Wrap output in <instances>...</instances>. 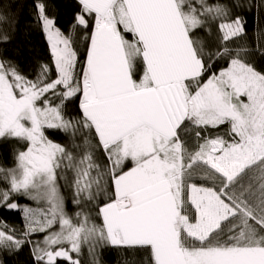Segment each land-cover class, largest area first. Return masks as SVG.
<instances>
[{
  "label": "snow or ice",
  "instance_id": "snow-or-ice-1",
  "mask_svg": "<svg viewBox=\"0 0 264 264\" xmlns=\"http://www.w3.org/2000/svg\"><path fill=\"white\" fill-rule=\"evenodd\" d=\"M76 3L65 33L35 0L50 62L29 74L0 54V138L23 145L0 167V209L23 219L0 221V252L81 264L87 246L99 264L111 246L126 264H264V69L251 59L264 58V27L250 49L234 11L264 0Z\"/></svg>",
  "mask_w": 264,
  "mask_h": 264
},
{
  "label": "trees",
  "instance_id": "trees-1",
  "mask_svg": "<svg viewBox=\"0 0 264 264\" xmlns=\"http://www.w3.org/2000/svg\"><path fill=\"white\" fill-rule=\"evenodd\" d=\"M44 2L48 5V14L55 18L57 27L67 33L69 25L73 22L74 14L78 11L79 6L76 0H44ZM0 3L10 6L8 14L13 17L11 25H0V35L6 31L10 37L7 44L0 43V54L15 59L26 73L31 74L38 63L50 62L51 59L44 34L35 23V0H0ZM234 11L241 12L246 20L247 36L241 43H246L250 49L254 50L257 22L259 21L260 27H264V8L259 11L256 7L250 11L247 8L235 9ZM126 36L131 38L130 34H126ZM82 58L83 53H81ZM251 59L255 61L258 69H264V58L253 51ZM46 134L58 143H62L66 139L63 133L56 130H46ZM22 147L23 145L19 141L0 138V167H14V153ZM197 183H202V181L198 180ZM61 184H63L62 181ZM5 187H7L6 183L0 180V188ZM64 195L66 196V207L72 211L74 205L71 204V198L66 189ZM14 199L19 200L21 204L33 205L24 197H14ZM0 221L7 222L8 225L15 228L22 229L23 227V219L19 212L0 209ZM96 258L99 264H126L129 254L124 249L103 246L98 248ZM79 259L81 264H92L84 249H82ZM146 259L147 257L141 253V262L146 261ZM0 264H34V261L30 256L29 247H24L21 251L11 254L7 251L0 252Z\"/></svg>",
  "mask_w": 264,
  "mask_h": 264
},
{
  "label": "rangeland",
  "instance_id": "rangeland-1",
  "mask_svg": "<svg viewBox=\"0 0 264 264\" xmlns=\"http://www.w3.org/2000/svg\"><path fill=\"white\" fill-rule=\"evenodd\" d=\"M32 204H33V202H32ZM32 206H34V204H33ZM98 248H99V247H98ZM98 248L96 249V253H97ZM83 249H84L86 255L88 256L89 260H90V261L92 262V264H93V258H92V256L89 255L87 246H85ZM95 255H96V254H95ZM73 256H75V254H73ZM96 259H97V258H96Z\"/></svg>",
  "mask_w": 264,
  "mask_h": 264
}]
</instances>
